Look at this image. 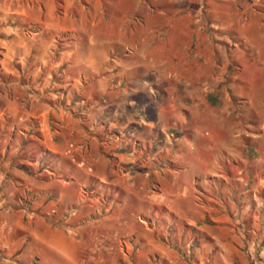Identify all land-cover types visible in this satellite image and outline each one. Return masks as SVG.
Wrapping results in <instances>:
<instances>
[{"label":"crops","instance_id":"obj_1","mask_svg":"<svg viewBox=\"0 0 264 264\" xmlns=\"http://www.w3.org/2000/svg\"><path fill=\"white\" fill-rule=\"evenodd\" d=\"M31 4L35 17L22 14L38 30L6 31L3 69L21 75L33 61L62 103L35 116L0 112L9 133L0 140V264H264L261 214L244 220L217 201L229 163L216 141L224 111L203 89L227 75L250 87V105L252 88L264 91V0ZM210 26L227 38V58H217ZM22 148L34 154L17 165ZM237 149L252 152L242 136ZM235 196L228 190L235 203L257 197Z\"/></svg>","mask_w":264,"mask_h":264},{"label":"rangeland","instance_id":"obj_2","mask_svg":"<svg viewBox=\"0 0 264 264\" xmlns=\"http://www.w3.org/2000/svg\"><path fill=\"white\" fill-rule=\"evenodd\" d=\"M28 1L29 0H0V112L3 113L5 109L11 107L18 110H27L30 114L32 113L35 116L48 105L55 106L62 103L60 101L61 98L55 99L53 96V94L59 92L58 86L45 84V79L50 74L49 71H42V73L37 76L35 68H31L33 61L31 63H26L27 66L24 70H21V75H9L3 69V64L5 62L4 39L8 36L6 31L19 29V32H24L25 35L31 37V34L36 33L38 30L36 25L27 21L34 18L37 12V8L32 4L28 5ZM22 13H27L30 18L25 21L27 17L23 16ZM210 24L211 23H209V25ZM210 29L213 32L212 34L210 33L213 35V47H221L220 51L217 50V58L220 57V59H222L224 55L225 58H227V48L229 47L227 38L222 37V32L214 30L212 26H210ZM201 47L206 49L207 44ZM30 51L31 47L29 48V52ZM221 51H223V53ZM28 54L29 53H25L23 55L28 56ZM34 55L35 54L30 55V57L32 58ZM202 55L206 59L209 57L207 51L202 52ZM208 64L210 63H205L203 68ZM210 73L211 71L205 68L204 76L206 79L209 77ZM210 78L211 77L208 78L209 84L215 81H212ZM224 78L225 81L223 80V83H221L219 87L213 83L209 86L205 85L203 88L205 91L212 89L215 93L219 94V99L222 102L218 106V110L224 111V113L220 114L221 130L216 132L217 137H215L216 141L220 144L218 148H228L223 159H225L224 161H229V163L221 168L218 173L219 177L216 182L217 201L225 209L227 208V210H229L230 207H239L238 213L239 215L243 213L244 220L251 217L252 221H254L255 213L259 212L261 214L260 220L264 222V91L260 93L259 89L261 87H253L251 95L252 105H250L249 96L247 95L250 87L231 86L229 80H226L227 75H224ZM19 82L21 84L23 83L25 88L19 85ZM262 88L264 90V87ZM205 91L203 92L205 93ZM230 98H232L233 103L235 102L233 104V106L235 105L236 107V112H234L235 117L232 115L233 107ZM199 104L202 105L200 109L204 111V124L208 125L211 120L209 111L212 112V110L205 107L207 103L203 102L204 106L202 103ZM229 105L231 107H228ZM62 106L65 107V103ZM11 120L9 124L10 127L18 124L13 121V118ZM36 121L37 118H29L27 124L29 127L35 128ZM24 124L25 123L22 125ZM3 125L4 120L0 119V140L2 142L5 138L8 139L9 137V133L7 135L4 134ZM241 136L244 137L245 145L252 148V152L249 155L244 151L242 154L241 151L237 149ZM22 152L24 154H22ZM30 154H34V151L28 150V148H22L15 158V164L20 165V161L27 160L24 159V157H30ZM224 178L226 179L223 180ZM230 189L235 190V197L237 200L240 199L238 197L244 193V191H251L252 193L254 191L257 196L256 200L254 201L251 199L252 197H246L241 198L240 201L235 203L227 198L228 190L231 192ZM250 199L253 202L252 208L250 207L252 209L251 213L249 207H247L251 206ZM159 200L164 201L163 195L159 197ZM256 203L260 205V211L257 209ZM253 224L252 222V225ZM246 231L248 232V229Z\"/></svg>","mask_w":264,"mask_h":264},{"label":"trees","instance_id":"obj_3","mask_svg":"<svg viewBox=\"0 0 264 264\" xmlns=\"http://www.w3.org/2000/svg\"><path fill=\"white\" fill-rule=\"evenodd\" d=\"M24 158H25V157H24ZM46 165H47V164L43 165V166L41 167V169H42V168H45V169L48 168V165H47V167H46ZM26 167H27V165H25L24 168H26Z\"/></svg>","mask_w":264,"mask_h":264}]
</instances>
